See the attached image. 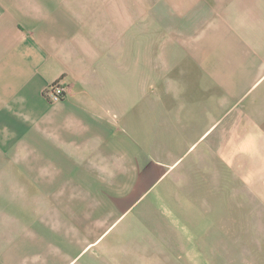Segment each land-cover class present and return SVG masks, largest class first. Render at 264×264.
<instances>
[{"label":"crops","instance_id":"0c3cea01","mask_svg":"<svg viewBox=\"0 0 264 264\" xmlns=\"http://www.w3.org/2000/svg\"><path fill=\"white\" fill-rule=\"evenodd\" d=\"M4 187L108 264H264V0H0Z\"/></svg>","mask_w":264,"mask_h":264},{"label":"rangeland","instance_id":"374dc122","mask_svg":"<svg viewBox=\"0 0 264 264\" xmlns=\"http://www.w3.org/2000/svg\"><path fill=\"white\" fill-rule=\"evenodd\" d=\"M6 196L5 199L8 201L0 202V210L6 211V213L10 215H15L19 218V224L21 228V233L15 231L14 225L12 223V231L11 228H7L8 231L3 232V228L1 233H3L4 241H13L18 238L22 245L34 244L38 245V247H42L45 243H50L51 246L49 251H45V248H41L36 251H31V254L36 252V257L31 255L30 260L27 259L28 264H44L43 259L45 258L44 254H48V264H108V260L104 257V252L101 250L102 247H95L92 250H86L82 252L78 249H71L69 247H65L64 249H60V243L54 242L53 236L45 232V228L43 225V216L41 214V208L39 207L40 203H33L28 200V194L19 193L17 197L14 199L18 202H15L12 197V193L8 194L7 190L11 187H4ZM6 205H8V209H5ZM6 224V218L1 216V222ZM47 242H43L45 239ZM109 238L107 237L105 243L108 244ZM29 251L27 250V253ZM36 259V261H35ZM31 262V263H30Z\"/></svg>","mask_w":264,"mask_h":264},{"label":"built area","instance_id":"2783aa9c","mask_svg":"<svg viewBox=\"0 0 264 264\" xmlns=\"http://www.w3.org/2000/svg\"><path fill=\"white\" fill-rule=\"evenodd\" d=\"M70 92V88L62 81H58L50 85L46 91V97L52 102H59L65 99Z\"/></svg>","mask_w":264,"mask_h":264}]
</instances>
